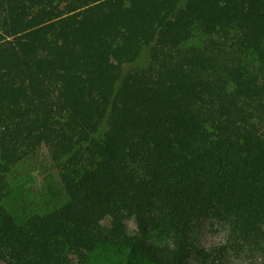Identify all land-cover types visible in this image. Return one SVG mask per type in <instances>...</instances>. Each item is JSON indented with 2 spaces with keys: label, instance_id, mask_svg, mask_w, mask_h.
<instances>
[{
  "label": "trees",
  "instance_id": "obj_1",
  "mask_svg": "<svg viewBox=\"0 0 264 264\" xmlns=\"http://www.w3.org/2000/svg\"><path fill=\"white\" fill-rule=\"evenodd\" d=\"M41 147L66 200L18 221L8 174ZM209 215L229 234L207 248ZM98 250L264 259V0H0L1 264Z\"/></svg>",
  "mask_w": 264,
  "mask_h": 264
},
{
  "label": "rangeland",
  "instance_id": "obj_2",
  "mask_svg": "<svg viewBox=\"0 0 264 264\" xmlns=\"http://www.w3.org/2000/svg\"><path fill=\"white\" fill-rule=\"evenodd\" d=\"M198 35L193 42H198ZM11 184V194L6 199L5 206L17 218L22 221L35 213L52 210L65 202V194L59 183L57 173L50 166L49 152L41 147L31 156L15 164L8 174ZM128 230L133 232L137 229L134 216L126 217ZM101 225L104 228L112 226V217L106 216L102 219ZM228 229L225 223L214 216H206L197 230V239L200 245L210 248L214 245L226 243ZM230 258L239 264H264V259L255 251L228 253ZM77 259L76 254H71ZM120 258L119 254L107 253L98 250L91 257L90 264H114ZM1 264V261H0Z\"/></svg>",
  "mask_w": 264,
  "mask_h": 264
}]
</instances>
